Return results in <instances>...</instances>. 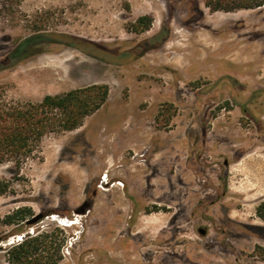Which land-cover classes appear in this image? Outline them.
<instances>
[{"label": "rangeland", "instance_id": "rangeland-1", "mask_svg": "<svg viewBox=\"0 0 264 264\" xmlns=\"http://www.w3.org/2000/svg\"><path fill=\"white\" fill-rule=\"evenodd\" d=\"M258 2L0 0V101L108 89L80 127L0 164V264L37 234L58 264H264Z\"/></svg>", "mask_w": 264, "mask_h": 264}, {"label": "trees", "instance_id": "trees-1", "mask_svg": "<svg viewBox=\"0 0 264 264\" xmlns=\"http://www.w3.org/2000/svg\"><path fill=\"white\" fill-rule=\"evenodd\" d=\"M263 4L264 0H260L252 7ZM241 7L251 8L246 5ZM150 22L149 18L140 17L136 27L143 24L144 28L135 31L147 30ZM107 95L106 86L92 85L61 95H47L38 103L9 106L0 101V164L10 162L19 169L24 160L34 155L45 135L77 129L85 117L92 115L106 102ZM30 215L27 208L17 209L5 218L4 224L18 225ZM256 215L264 220V201L257 206ZM53 244L48 234L24 238L8 250L7 264H58L61 255L58 248L52 247Z\"/></svg>", "mask_w": 264, "mask_h": 264}, {"label": "water", "instance_id": "water-1", "mask_svg": "<svg viewBox=\"0 0 264 264\" xmlns=\"http://www.w3.org/2000/svg\"><path fill=\"white\" fill-rule=\"evenodd\" d=\"M89 207V203L88 202H84L78 209L73 211V214L75 215H81L84 214L85 211L88 209ZM41 218V215L32 217L29 221H27V224H34L36 221H38ZM204 231L203 230H199V234L200 235H204Z\"/></svg>", "mask_w": 264, "mask_h": 264}, {"label": "bare ground", "instance_id": "bare-ground-1", "mask_svg": "<svg viewBox=\"0 0 264 264\" xmlns=\"http://www.w3.org/2000/svg\"><path fill=\"white\" fill-rule=\"evenodd\" d=\"M56 219L59 221V220H61L60 218H58V217H56ZM64 222L66 223V224H68V222H70V221H66V220H64Z\"/></svg>", "mask_w": 264, "mask_h": 264}]
</instances>
